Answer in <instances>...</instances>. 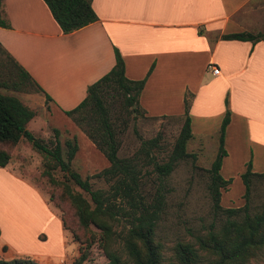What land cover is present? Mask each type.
Masks as SVG:
<instances>
[{
  "label": "crops",
  "instance_id": "crops-1",
  "mask_svg": "<svg viewBox=\"0 0 264 264\" xmlns=\"http://www.w3.org/2000/svg\"><path fill=\"white\" fill-rule=\"evenodd\" d=\"M1 4L9 27L0 26V45L41 89L43 100L45 94L50 98L45 101L57 122L70 120L63 111L112 67L116 48L128 79L142 78L152 66L137 99L145 116L179 117L184 95L190 96L188 141L198 154L211 145L216 153L226 98L229 121L219 174L230 182L220 197L247 161L253 172H264V38H220L264 33V0H91L97 20L68 33L42 0ZM35 117L26 123L32 134ZM224 200L221 205L232 206ZM63 233L60 219L11 160L0 167V258L28 257L40 264L60 259Z\"/></svg>",
  "mask_w": 264,
  "mask_h": 264
},
{
  "label": "trees",
  "instance_id": "trees-1",
  "mask_svg": "<svg viewBox=\"0 0 264 264\" xmlns=\"http://www.w3.org/2000/svg\"><path fill=\"white\" fill-rule=\"evenodd\" d=\"M42 1L62 33L71 32L97 20L90 4L91 0ZM1 3L2 0H0V26L9 27L8 22L1 15ZM220 38L254 43L263 39L264 33H228L220 35ZM113 56L112 67L86 86L82 100L73 108L63 111L64 115L104 156L108 164L106 167L90 176L81 177L70 167V161L77 150L75 137L60 142L56 128L51 130V139L45 140L34 136L26 129V123L35 116V111L14 95L2 92H0V167L10 162L11 147L21 140L27 142L29 147L41 157L39 175L57 191L60 200L68 202L78 225L83 229L92 226L98 230V241L106 258L105 264H128L114 247L116 239H119L121 249L131 264H158L160 244L154 240V229L163 194L158 192L149 203H144L135 191L139 172L137 163L133 158L117 156L118 131L115 122L111 120L108 106L109 98L119 99L126 113H128L127 108L132 106L131 112L137 114L141 111L137 99L152 66L142 78L131 80L124 75V63L116 48H113ZM31 86L36 91H41L28 73L0 45V87L27 92ZM44 97L45 100L50 99L46 94ZM189 98L187 94L183 97V112L178 117L182 118V122L167 159L163 162L152 159L150 149L156 146L155 138L142 140L137 150L138 153H143L147 163H152V170L159 181L170 173L177 161L185 158H190L192 161L196 157L195 152L185 151L186 141L191 137L188 117ZM224 105V114L217 131L216 153L209 168L206 169L209 175L207 189L211 210L213 215H222L223 219L218 226L212 222L203 234L194 237L196 247L193 243L177 242L173 249L178 264H198L197 250L205 251L213 257L208 264H244L255 252L264 247V206L254 211L248 204L252 181L264 178V172H253L250 161H247L244 170L239 174L244 188L243 205L223 208L219 203L220 190L226 189L230 182L219 174L221 159L225 155L224 130L229 121L226 98ZM125 125L126 120H123L121 130ZM133 157L137 158L136 155ZM55 170L61 172L60 179L53 175ZM93 177L112 180V191L92 189L89 179ZM82 192L87 194L88 198H85ZM116 200L120 204L115 203ZM121 203H127L130 210H123ZM118 215L127 216V226L121 232L114 230ZM60 222L64 229L62 218ZM79 251L78 258L72 264H79L84 259L85 252ZM0 264L40 263L28 257H17L0 258Z\"/></svg>",
  "mask_w": 264,
  "mask_h": 264
},
{
  "label": "rangeland",
  "instance_id": "rangeland-1",
  "mask_svg": "<svg viewBox=\"0 0 264 264\" xmlns=\"http://www.w3.org/2000/svg\"><path fill=\"white\" fill-rule=\"evenodd\" d=\"M0 92L14 95L35 111L36 117L32 125L34 136L45 140L51 139V130L56 128L53 125L55 124L58 126L56 129L60 142L66 138L75 137L77 150L70 161V167L78 172L81 177L97 173L108 165L104 156L72 121L68 119L69 121L64 123L62 120L57 122L53 119L47 102L43 100V97L33 86L27 92L0 87ZM108 106L111 120L115 122L118 131L117 156L133 158L137 163L139 172L135 191L144 203H149L158 192L163 194L159 217L154 229V240L160 244L158 264H178L174 256V245L181 241L193 243V246L196 247L194 237L203 234L212 222L218 226L223 219L222 215H213L207 189L209 175L206 169L209 168V163L214 157L215 147L208 146L205 151L198 154L195 150L197 148L195 142L192 143L191 140H187L185 151L195 152V159L191 161L190 158H185L177 161L170 173L159 181L152 170V163H147L143 153H138L137 150L142 140L155 138L156 146L150 149L152 159L156 162L165 161L178 134L182 118L174 116L149 117L141 111L135 114L131 112L133 106L127 108L128 113H126L119 99L109 98ZM123 120H126V125L121 130ZM10 153L11 162L19 174L36 187L49 210L59 219L62 218L64 222V229H62L65 237V253L60 259L51 260L46 264H72L78 258L79 250L85 252V257L79 264H105L106 258L98 241V230L92 226L87 229L81 228L76 222L68 202L60 200L57 197V191L45 178L39 175L41 171L39 154L23 140L11 147ZM135 155L137 158L133 157ZM53 175L59 179L62 177L58 170L53 171ZM89 182L92 189H101L105 192L112 191V180L93 177L89 179ZM75 189L78 191L76 187ZM242 192L243 185L240 179L236 177L231 181L227 193L220 197L219 203L226 204L228 201L224 199L227 197L231 199V207H240L244 203ZM82 195L88 198L87 194L83 192ZM115 203L120 204L118 200ZM121 204L123 210H130L127 203ZM248 204L250 209L254 211L260 210L264 206V178H257L252 181ZM221 206L225 208V206ZM126 218L127 216L118 215V220L114 224L115 232L124 230V227L127 226ZM118 241L119 239H116L114 247L128 264H131ZM197 253L199 255L198 264H208L213 258L202 250H197ZM244 264H264V247L255 252Z\"/></svg>",
  "mask_w": 264,
  "mask_h": 264
},
{
  "label": "built area",
  "instance_id": "built-area-1",
  "mask_svg": "<svg viewBox=\"0 0 264 264\" xmlns=\"http://www.w3.org/2000/svg\"><path fill=\"white\" fill-rule=\"evenodd\" d=\"M210 71L212 74H217L218 73V68L215 66H210Z\"/></svg>",
  "mask_w": 264,
  "mask_h": 264
}]
</instances>
